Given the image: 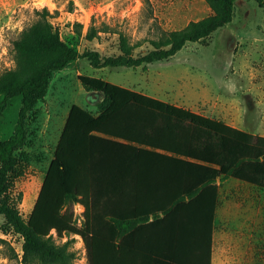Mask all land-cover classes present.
Listing matches in <instances>:
<instances>
[{
    "label": "trees",
    "instance_id": "trees-1",
    "mask_svg": "<svg viewBox=\"0 0 264 264\" xmlns=\"http://www.w3.org/2000/svg\"><path fill=\"white\" fill-rule=\"evenodd\" d=\"M204 1L211 15L155 39L132 43L118 33L116 55L78 52L60 38L45 8L12 41L14 67L0 73V96L20 106L12 134L0 141V215L22 237V264H73V235L82 239L87 264H211L217 181L264 189V136L78 74L83 89L102 100L94 112L69 107L27 218L3 202L25 146L26 117L44 100L52 73L77 59L94 69L145 68L187 42L205 46L230 22L236 0ZM255 2L264 15V0ZM98 32L90 25L84 38ZM143 43L149 49L134 56ZM75 204L83 208L79 225ZM53 234L66 239L56 242Z\"/></svg>",
    "mask_w": 264,
    "mask_h": 264
},
{
    "label": "rangeland",
    "instance_id": "rangeland-1",
    "mask_svg": "<svg viewBox=\"0 0 264 264\" xmlns=\"http://www.w3.org/2000/svg\"><path fill=\"white\" fill-rule=\"evenodd\" d=\"M42 8L63 41L78 52L91 49L101 56L119 53L118 33L132 43L155 39L162 32L181 29L212 14L204 0H0V73L14 67L12 41L38 18L35 11ZM90 25L99 32L88 41L84 35ZM148 49L143 43L133 55ZM78 74L99 77L194 112L203 111L206 116L264 136V15L255 0H238L230 22L214 31L205 46L187 42L170 58L145 68L94 69L87 60L77 59L52 73L44 100L26 117L25 146L3 195V202L24 220L69 107L76 104L94 112L102 100L98 93L83 89ZM19 106V99L3 100L0 96V141L12 134ZM245 186L256 194L251 220L255 217L257 264H264V189ZM72 209L79 218L83 208L75 204ZM233 217L236 220L237 215ZM75 236L69 237L73 239V264H87L84 246ZM53 237L56 242L66 239ZM21 244L22 237L12 232L0 215V264H22Z\"/></svg>",
    "mask_w": 264,
    "mask_h": 264
},
{
    "label": "crops",
    "instance_id": "crops-1",
    "mask_svg": "<svg viewBox=\"0 0 264 264\" xmlns=\"http://www.w3.org/2000/svg\"><path fill=\"white\" fill-rule=\"evenodd\" d=\"M229 180L217 181L219 197L212 231L211 264H257L255 217L251 220V212L256 210V194L245 183H232ZM234 214L237 215L236 220Z\"/></svg>",
    "mask_w": 264,
    "mask_h": 264
},
{
    "label": "built area",
    "instance_id": "built-area-1",
    "mask_svg": "<svg viewBox=\"0 0 264 264\" xmlns=\"http://www.w3.org/2000/svg\"><path fill=\"white\" fill-rule=\"evenodd\" d=\"M79 207H81L80 205H78ZM82 208V207H81ZM76 221H77V224L79 225L80 224V221H81V216H79V218H76ZM75 237H78L79 239H80V241H81V243H82V246H83V242H82V239L79 237V236H75ZM83 250H84V252H85V249H84V247H83Z\"/></svg>",
    "mask_w": 264,
    "mask_h": 264
}]
</instances>
